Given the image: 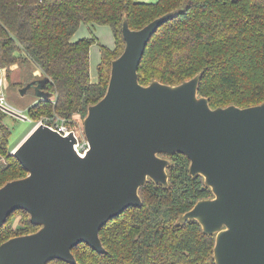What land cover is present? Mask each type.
I'll list each match as a JSON object with an SVG mask.
<instances>
[{
  "label": "water",
  "instance_id": "1",
  "mask_svg": "<svg viewBox=\"0 0 264 264\" xmlns=\"http://www.w3.org/2000/svg\"><path fill=\"white\" fill-rule=\"evenodd\" d=\"M177 10L140 28L122 22L124 48L111 60L104 95L87 107L84 155L73 131L63 135L38 122L13 147L27 174L0 185V226L24 209L39 227L0 243V264H77L72 247L84 242L105 252L99 231L129 206H140L147 179L166 185L169 159L180 152L192 175H201L212 197L198 199L180 215L214 234L215 264H264V102L211 107L198 93L201 74L177 84H142L138 66L151 35ZM47 77L20 87L37 97ZM26 119L18 111L6 109Z\"/></svg>",
  "mask_w": 264,
  "mask_h": 264
},
{
  "label": "trees",
  "instance_id": "2",
  "mask_svg": "<svg viewBox=\"0 0 264 264\" xmlns=\"http://www.w3.org/2000/svg\"><path fill=\"white\" fill-rule=\"evenodd\" d=\"M170 10L178 13L146 45L138 66L140 83L177 84L200 73L198 93L211 107L264 102V0H0V67L17 87L47 77L43 90L49 96L35 97L27 106L32 124L57 117L70 124L104 95L111 60L125 44L123 19L137 29ZM81 23L91 35L73 39ZM99 24L111 29L112 47L93 33ZM93 43L100 51L95 80L89 62ZM16 63V72L28 67L22 81L11 77ZM7 113L0 108V185L27 174L11 152L17 142L9 143ZM189 162L183 153L169 154L168 183L149 179L141 185L142 204L127 207L100 228L105 252L84 242L72 247L77 264H215L214 234L203 232L195 219H179L198 199L213 196L201 175L190 174ZM17 212L22 217L14 226L10 219ZM38 227L26 210L17 209L0 226V243ZM46 264L71 263L52 259Z\"/></svg>",
  "mask_w": 264,
  "mask_h": 264
},
{
  "label": "rangeland",
  "instance_id": "3",
  "mask_svg": "<svg viewBox=\"0 0 264 264\" xmlns=\"http://www.w3.org/2000/svg\"><path fill=\"white\" fill-rule=\"evenodd\" d=\"M139 1H146V2H154L156 0H139ZM97 26V25H96ZM98 36L99 41L101 42H110L113 40V34L109 26L99 24L95 31L93 32ZM89 34L88 28L85 23H81L80 26L77 28L74 37L76 36H83ZM91 35V32H90ZM79 38V37H77ZM76 38V39H77ZM110 40V41H108ZM90 78L92 80H95L97 78V62L99 60V46L98 44H91L90 46ZM24 70H17V63L12 68L13 73L11 74V77L16 80L22 81L24 78L29 75L28 67L27 65H23ZM33 73L36 75L40 74V71L38 68L34 65H32ZM2 84V83H1ZM6 86L2 88L3 90H0L4 93L6 99L10 104H12L14 107L20 109L23 114L27 117L26 119L20 118L18 116L12 115L10 113H7L4 117V122L10 127L11 132L9 136V143L11 145H14L16 142L18 143L25 135L26 133L36 124L39 122V119L35 124H32V119L28 116L27 106L30 104L31 101L34 100L35 95L34 90L32 88H28L25 91H21L20 87L7 84V81L5 82ZM70 126L76 128L78 130L77 133H80V138L86 139L84 132H83V118L79 115H75L73 118L72 123L70 122ZM159 155L166 157L169 159L168 153H160ZM204 179V178H203ZM149 180V178L147 179ZM147 182V181H146ZM22 217V213H15L12 215L10 221L14 226H18L20 223ZM215 236V235H214Z\"/></svg>",
  "mask_w": 264,
  "mask_h": 264
},
{
  "label": "built area",
  "instance_id": "4",
  "mask_svg": "<svg viewBox=\"0 0 264 264\" xmlns=\"http://www.w3.org/2000/svg\"><path fill=\"white\" fill-rule=\"evenodd\" d=\"M0 83H1V80H0ZM0 108L3 109L4 111H6V109H10V110L18 111L21 114H23V112L20 109L14 107L12 104H10L8 102V100L6 99V97L2 91H0ZM39 122H43V123L49 125L51 128L57 130L58 132H60L63 135H66L70 131H73V133L75 134V136L77 138L76 142L74 143V148L77 150V152L80 155H84L85 151L88 148L87 140L80 138V133H77L78 130H76V128L70 126L68 121H66L64 118L57 117V118L52 119L50 121H47L45 119H40Z\"/></svg>",
  "mask_w": 264,
  "mask_h": 264
},
{
  "label": "crops",
  "instance_id": "5",
  "mask_svg": "<svg viewBox=\"0 0 264 264\" xmlns=\"http://www.w3.org/2000/svg\"><path fill=\"white\" fill-rule=\"evenodd\" d=\"M86 26H87V28H88V31H89V34H87V35H81V36H76V37H74V34H75V32H74V34H73V36H72V38L73 39H76L77 37H79V38H82V37H85V36H90V28H89V26L86 24ZM98 26V25H97ZM97 26H95V28H94V30L93 31H95V29H96V27ZM96 35V34H95ZM97 36V35H96ZM98 37V36H97ZM78 39V38H77ZM108 41H110V40H108ZM101 42V41H100ZM102 44H105V45H107V46H109V47H112L113 46V44H114V38H113V40H111V43L110 42H101ZM95 44H98V43H95ZM99 46V45H98ZM99 60H100V51H99ZM99 60H98V62H99ZM97 62V63H98ZM15 65H12V68L14 67ZM0 80H1V83H0V90H3L2 88H4L5 86H6V84H5V82L7 81L6 80V73H5V69L4 68H1L0 67ZM92 80V79H91ZM7 84H8V82H7Z\"/></svg>",
  "mask_w": 264,
  "mask_h": 264
}]
</instances>
